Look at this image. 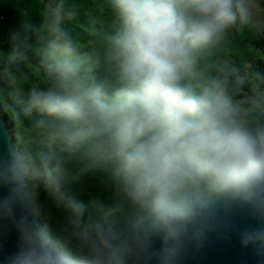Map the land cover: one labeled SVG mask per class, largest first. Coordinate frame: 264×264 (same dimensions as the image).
Here are the masks:
<instances>
[{
	"label": "clouds",
	"instance_id": "obj_1",
	"mask_svg": "<svg viewBox=\"0 0 264 264\" xmlns=\"http://www.w3.org/2000/svg\"><path fill=\"white\" fill-rule=\"evenodd\" d=\"M80 14L42 0L39 22L11 33L5 264H180L220 229L264 264V98L227 67L237 35H264V0H98ZM89 178L106 203L79 199ZM40 189L64 212L55 240L30 218Z\"/></svg>",
	"mask_w": 264,
	"mask_h": 264
},
{
	"label": "rangeland",
	"instance_id": "obj_2",
	"mask_svg": "<svg viewBox=\"0 0 264 264\" xmlns=\"http://www.w3.org/2000/svg\"><path fill=\"white\" fill-rule=\"evenodd\" d=\"M70 2L80 6L81 14L78 17V23L87 24L88 21L85 13L90 11L92 5L97 3L98 0H70ZM41 5L42 0H0V18H3V20H0V67L10 62V56L13 51L11 33L25 19V14H27V18L32 22L38 23ZM263 42L264 35L257 36L248 32H245L243 35H237L228 53V70L233 72L232 68L229 67V64L233 63L236 70L239 72L240 79L245 80L252 62L258 59L264 60V53L256 47V43ZM36 47L37 44L35 39H29L27 46L23 49L24 55L32 56L36 54ZM33 64H35V62ZM20 67L25 71L27 70L24 68V65ZM0 90H4L5 93L7 91L3 81H0ZM246 93L249 95H256L253 90ZM4 113L10 119L5 110ZM10 121L12 122L11 119ZM33 195L37 199L39 205L44 209L48 223L47 229L53 240H55L58 228L64 221V212L44 190H37ZM79 199L86 205H89L93 201L106 203L108 200V193L101 189L94 179L89 178L80 189Z\"/></svg>",
	"mask_w": 264,
	"mask_h": 264
},
{
	"label": "water",
	"instance_id": "obj_3",
	"mask_svg": "<svg viewBox=\"0 0 264 264\" xmlns=\"http://www.w3.org/2000/svg\"><path fill=\"white\" fill-rule=\"evenodd\" d=\"M9 145L18 147L9 121L0 109V151ZM4 194L5 190L0 189V196ZM28 211L31 214L30 218L39 223L33 194L29 197ZM17 246L18 233L14 225L8 220H0V264H5L7 258L17 250ZM180 264H258V259L251 248L245 249L240 246L238 237L233 231L220 229L210 231L201 246L189 245Z\"/></svg>",
	"mask_w": 264,
	"mask_h": 264
},
{
	"label": "trees",
	"instance_id": "obj_4",
	"mask_svg": "<svg viewBox=\"0 0 264 264\" xmlns=\"http://www.w3.org/2000/svg\"><path fill=\"white\" fill-rule=\"evenodd\" d=\"M256 47L264 53V42L263 43H256ZM26 57H27L28 62L37 63L38 58H37L36 54H34L32 56H26ZM22 65L23 64H21L20 66H22ZM229 65H230L229 67H231L233 70L234 77L240 78L239 72L236 70L235 65L233 63H230ZM9 66H10V62L2 65L0 67V71H3L5 68H7ZM242 87H243L244 92H249V91L253 90L256 95H259L261 98H264V60L263 59H258L257 61L252 62L250 68L248 69L247 78L245 80H243ZM0 109L4 113L2 106H0ZM4 115L7 118V120L9 121V125L11 128L13 137L15 139V142L18 144V147H20V145L17 141L16 131H15L14 125L12 124V122L10 121V119L8 118V116L5 113H4ZM33 197H34V202H35V205H36V208L38 211V215H39V223L42 227L46 228V230L48 231V229H47L48 223H47V219H46L44 209L39 205V203H38V201L34 195H33ZM49 235H50V233H49Z\"/></svg>",
	"mask_w": 264,
	"mask_h": 264
},
{
	"label": "built area",
	"instance_id": "obj_5",
	"mask_svg": "<svg viewBox=\"0 0 264 264\" xmlns=\"http://www.w3.org/2000/svg\"><path fill=\"white\" fill-rule=\"evenodd\" d=\"M0 20H3V18L1 17Z\"/></svg>",
	"mask_w": 264,
	"mask_h": 264
}]
</instances>
